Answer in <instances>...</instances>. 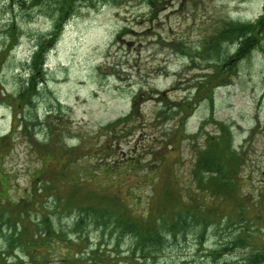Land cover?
I'll use <instances>...</instances> for the list:
<instances>
[{
  "label": "rangeland",
  "instance_id": "obj_1",
  "mask_svg": "<svg viewBox=\"0 0 264 264\" xmlns=\"http://www.w3.org/2000/svg\"><path fill=\"white\" fill-rule=\"evenodd\" d=\"M76 2L52 40L56 0H0V195L26 205L51 182L42 204L59 233L34 263L0 207V264H264V26L239 31L264 0ZM70 194L110 214L160 208L187 236L141 258L121 225H77Z\"/></svg>",
  "mask_w": 264,
  "mask_h": 264
},
{
  "label": "trees",
  "instance_id": "obj_2",
  "mask_svg": "<svg viewBox=\"0 0 264 264\" xmlns=\"http://www.w3.org/2000/svg\"><path fill=\"white\" fill-rule=\"evenodd\" d=\"M10 1L11 3L13 2L20 3L21 1L24 3L25 2L28 3V0H10ZM34 1L37 2V0H34ZM77 2L76 0H56V6H58V9H59L58 13L60 14V16L58 17L55 23L54 28L56 29V31H55V34L52 40L56 39L57 33H59L61 29L63 28L64 22H66V20L68 19L66 15H68V13L72 11L73 9H76ZM256 24L257 23L249 25V26H246V25L240 26L239 31L248 32L247 35H250L251 34L250 31H254L257 28L263 27L264 26V15H262L261 18L258 20L257 26ZM247 38L241 42L238 55L249 52L248 47L253 37H249L248 39ZM11 46L12 44L10 45V47L6 48L5 51L10 50ZM44 52L45 50L42 46L34 54L33 58H34L35 64L43 60L42 56ZM122 120H120L119 122H121ZM5 141H6L5 136L0 138V147L3 142L5 143ZM65 152L68 153V155H71V150L66 149ZM9 178L10 177H8V179ZM213 179L214 178L212 176V178L208 182V186L210 185L214 186ZM2 180L4 181L6 180V178H2ZM48 185L51 187L52 183L48 181L44 182L43 185H41V183L39 184L37 183V186H35L34 191L30 193V196L28 198L31 200H28L26 205L24 204V202H21L19 204V202L11 199L10 196L6 197L2 194L0 195V207L6 206L7 207L6 209H10V208L13 209V210L10 209L11 215H8L9 216V218H7L8 222L6 221V218L4 219L6 221V224L10 225L11 236L17 237L18 243L26 247V250L29 256L32 258V262L34 263L35 262L39 263L42 259H45L48 256L46 255L47 253L54 252L55 245H54V242H52L51 244L49 243V237L59 238V236L56 235L59 233L56 232L53 222L51 220L52 219L51 212L45 209V203L47 202V199L49 198V196H45L44 194L50 193V196H52L51 188ZM37 187H42L44 191L40 190ZM91 195H92V192H91ZM167 195L170 196V193H167ZM43 197L44 199H46L44 204H42ZM33 198H34V201H33ZM70 198H72L71 204L73 203L77 207L75 210L78 213V218L76 220L77 225L83 224L85 214L89 215L93 219V221H96L100 227L108 223L113 224V225L114 223L115 224L117 223L118 226L121 225L120 227L122 230L119 234L118 241L120 240L121 237H123V234H122L123 231L127 233L126 236H128V238L131 239L132 241L131 244L133 247V252L135 253L138 252L140 255H142L141 258H144V259L150 258L154 255H159L160 253H163V249H164L163 245L166 243L167 240H171L170 238L171 236H174L177 239L179 236L181 237L183 235V231L181 233L178 232L179 228L177 227L179 225L177 224V221L174 224H171L167 220L168 223L161 224L160 221L165 218L166 214L160 208H155L154 210H152V212H150L151 205L149 207V210L146 213L144 212L138 213L133 208L132 211L128 215L124 216L123 214L118 213V211L116 214H110V212L112 211L109 209V205H106V202L104 198L102 197L99 199H94V198L90 199L91 198L90 196L87 198L79 199V198H76L74 195L70 194ZM73 198H75L76 200H73ZM119 206L120 207L125 206V203L123 202ZM37 207L39 209L38 211L40 212L39 218H38V221H40V223L38 225H34L37 232L31 233L28 230L26 223L25 222L23 223V220L26 218V214H27V217L30 218L28 210H32L35 212V209H37ZM43 210L44 211L46 210L45 214L41 213ZM159 212H163V215L158 216ZM3 213L5 212L3 211ZM182 213H184V211L181 210L180 214ZM188 213L190 212L188 211ZM198 217L200 219L199 220L200 222L202 221L206 222L208 219L207 214H206V209L203 212H200ZM180 218H181L180 223L182 226H185V224L187 223H192V224L196 223V219H193V218H189V217H180ZM20 222L23 223L21 226H20ZM203 225L207 226L204 223ZM18 230L20 231L19 233L17 232ZM33 236L37 237L38 240H30V237L34 238ZM183 236L186 237L187 233L185 232ZM23 239H25V241H23ZM64 242L69 243L68 246L71 247V248H67L68 253H69V249L73 248V244L69 240H66V239ZM10 244H13L12 241H10ZM48 246H51L53 248H48ZM28 249H31V251L29 252ZM44 250L46 251L43 252ZM225 250L228 251L229 248L226 247ZM262 259H263V256L253 255L252 264H259V261ZM70 260L71 258L68 257L65 260V262H68Z\"/></svg>",
  "mask_w": 264,
  "mask_h": 264
}]
</instances>
